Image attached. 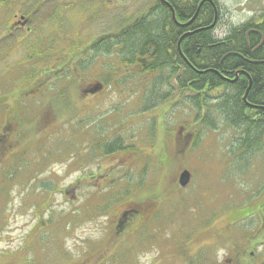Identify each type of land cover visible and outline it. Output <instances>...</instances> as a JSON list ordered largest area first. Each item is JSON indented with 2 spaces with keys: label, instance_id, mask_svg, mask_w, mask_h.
<instances>
[{
  "label": "rangeland",
  "instance_id": "374dc122",
  "mask_svg": "<svg viewBox=\"0 0 264 264\" xmlns=\"http://www.w3.org/2000/svg\"><path fill=\"white\" fill-rule=\"evenodd\" d=\"M217 1L227 28L264 13V0ZM153 4L155 0H16L0 8V36L13 33L0 41V127L18 97L25 100L17 110L23 120L30 117L38 125L47 116L55 117L44 110L52 108L46 105L55 94L53 87L63 83L70 85L72 107L76 99L79 110L71 129L64 112L49 129L39 126L36 133L32 124L22 126L15 119L19 140L21 132L27 136L10 156L8 166L15 176L8 174L11 180H4L3 190L7 187L13 197L0 208V217L5 214L0 221V264H100L113 247L110 223L126 206L148 210L145 222L152 224L143 229L150 241L136 254L138 264H226L235 248L255 252L264 264V237L248 241L264 218L257 214L238 221L264 202V152L241 162L230 157L236 130L223 123L217 131L204 128L193 121L191 104L174 106V99L153 104L155 98L136 86L151 83L152 75L135 74L132 81L128 77L121 83L134 69L115 51L90 47L94 39L119 32ZM12 12L16 18L9 17ZM15 19L25 27L9 32ZM72 55L79 60L78 71L70 66L67 79L53 84L58 74L52 76L50 69ZM104 78L111 80L105 83ZM40 84L43 92H35ZM86 88L93 92L86 93ZM27 104L30 108L25 109ZM150 124L157 127L156 134ZM179 130L182 139L193 132L182 153L174 142ZM121 137L135 150L100 154L98 141L112 144ZM191 138H196L192 145ZM184 169L193 180L176 190L175 179ZM83 174L88 178L83 180ZM65 188L73 189L66 194ZM0 199L5 200L1 194ZM35 213L54 222L51 230L30 231L38 222ZM183 247L187 260L180 257ZM239 259L234 263L251 264L248 258Z\"/></svg>",
  "mask_w": 264,
  "mask_h": 264
},
{
  "label": "trees",
  "instance_id": "16d2710c",
  "mask_svg": "<svg viewBox=\"0 0 264 264\" xmlns=\"http://www.w3.org/2000/svg\"><path fill=\"white\" fill-rule=\"evenodd\" d=\"M15 1L0 0V8L4 5L9 7L11 5L13 6V2ZM165 1L167 3L161 0H155V4L151 5L146 13L136 17L119 32L94 39L90 46L91 49H97V52L105 51L104 53L109 54L115 51L124 65H129L134 69L133 75H125L123 76L125 79H122L123 77L119 79L121 83L129 80V78L132 81L135 74L141 75L148 73L152 75L153 79L150 80L151 83L146 82L143 85L136 84V86L137 88L142 87V91L143 89L145 90L146 97L147 95H151L155 98L152 100L154 102L153 104L162 103L171 99L177 100V102H174V106L178 104L180 106L191 104L190 109L192 112H195L193 113V121L204 128L207 127L217 130L219 123H223L226 128L236 130L238 136L235 138V144H232L230 147V157L241 162L242 160L254 158L257 153L262 154L264 152V45L252 52V49L247 47L245 32L250 27H256L264 34V24L254 26V20H251L242 25L231 26L228 32L229 37L223 41L211 36L209 31H202L191 36L183 37L184 33L190 28L194 29L201 24H210L213 21V6L209 2H205L199 9L200 0ZM172 9L175 11L176 20L173 19ZM14 16L15 14L12 12L9 17ZM261 16H264V13ZM26 17L30 19V15ZM188 22L190 24L186 26L185 24ZM11 35V33H8L3 39L9 38ZM251 41V47L253 48L256 45L255 43L260 42L259 35H252ZM226 54L228 55L224 58L223 56ZM75 56L77 55H72L70 58L63 57L64 59L66 58V61L60 58L59 65L56 68L50 69L51 75L53 74L52 76L58 74V80L52 81L53 84L56 83L59 86L62 81L61 79H64V76L68 72L72 73L69 68L70 66L74 65L75 70L78 71L79 60ZM245 57L257 60L258 63L246 61ZM84 67L85 65L82 62L80 68L83 69ZM239 68H242L249 75L242 74L239 80L233 85L223 81L220 75L218 76L217 74V71L222 70L229 72L233 77L235 76V70ZM249 76L253 82L249 92L246 93L249 87ZM110 80L104 78L103 82L108 83ZM222 84H225L227 87L225 91L216 99H210L207 95L208 91H212ZM48 86H51V83ZM134 87V84H132V93ZM70 89L71 87L67 83H63L57 89L53 87L55 94L49 99V103L46 105V107L50 105L52 108L51 110H48V108L45 109L44 113L49 112L55 117L46 115L49 117L46 122L43 121L37 125L33 118L29 117L26 120L20 118V114L22 113L18 114L17 110L21 103L25 101H21L20 97L14 100V108L9 109V118L11 120L14 118L19 119L22 126L32 124V131L36 133V129H39V126L44 128L47 125V128H50L53 125V121L57 120V115L60 112H64L67 116L65 122L66 120L68 121L69 127L72 125L70 127L71 129L73 126L75 127L73 121L78 117L79 110L75 105L76 99L73 102L74 107H72ZM89 90L90 88H86L85 92L87 93ZM57 105H59L58 109L55 107ZM251 105L259 108L255 117H251L247 110L248 106L251 107ZM28 108L30 106L27 104L25 109ZM74 109H76V114L71 115ZM143 110H149V108L145 107ZM152 120L155 122L156 118ZM150 127L156 134L157 127L153 124H150ZM59 128H62V125ZM200 130L196 131V137L200 135ZM72 131L75 132L76 128L72 129ZM58 132H52L46 138H52ZM61 132H65L67 136L66 129L62 128ZM25 133L26 131L21 132L23 137L20 140H25L24 137L27 136ZM190 134H193V132ZM180 135L179 130L177 137H174V142H176V151L182 153L186 150L188 141L187 137L186 139H182ZM122 139V137L116 139L112 144L106 142L105 139L98 141L100 154L101 151L103 154L108 155L118 151L135 150L131 146L123 143L124 140ZM74 159H77V157ZM164 161H167V159L164 158ZM72 189L65 188V191L69 194ZM72 195L73 193H70L69 196L71 197ZM257 214L261 215L262 219L264 218V202L259 205L258 210L248 214H241L242 216L238 221H243L251 215ZM49 223L53 224L54 222ZM236 223L238 222L236 221L232 225L234 226ZM148 225L151 226L152 224L149 222L146 224L144 222L136 230L130 232L126 238L122 239L114 251H112L114 253L111 254L112 256L108 264H126L127 259L129 260L127 264L129 262H131L130 264H138L136 254L141 248L143 249V244L147 246L150 241L148 231L143 234V229ZM255 233V238L264 237V222L261 224L260 230L255 231ZM145 235L147 236L145 237ZM182 250L183 252L180 253V257L183 258L186 256L187 251H184V247ZM129 257L131 258L129 259ZM190 257L192 256L190 255ZM187 258L186 256V260Z\"/></svg>",
  "mask_w": 264,
  "mask_h": 264
},
{
  "label": "flooded vegetation",
  "instance_id": "af4514ba",
  "mask_svg": "<svg viewBox=\"0 0 264 264\" xmlns=\"http://www.w3.org/2000/svg\"><path fill=\"white\" fill-rule=\"evenodd\" d=\"M161 1L166 2L165 0H161ZM205 2H209L213 6V9H214L213 21L210 24H201L194 29L190 28L189 30H187L184 33L183 37L191 36L193 34H196V33L202 32V31H209L211 36H214L217 39L223 41L227 37H229L228 32H229V29L231 27H228V28L226 27V24H225L226 19L223 16L222 8L219 6L217 0H212V1L211 0H200V4H199L198 8L200 9L201 6ZM14 17L16 18L17 14H15ZM251 20H253V18L249 19L246 22H250ZM15 21H16V19L14 20V23H15ZM14 23L12 25V28H10L9 32L15 31L18 28L21 29V28L25 27V25L23 27L22 22L21 21L19 22V20L17 23H15V24ZM242 24H244V23H242ZM261 24H264V16H261V17L259 16V18L257 20H254V23H253L254 26H258ZM211 25H212V27H210L208 29H204L205 27H209ZM11 34H13V33H11ZM252 35H259V38H260V42L255 43L256 45L253 48L251 47L252 46V41H251ZM3 37H4V34L0 36V41L3 40ZM245 41H246L247 47L249 49H252V52H254L264 45V34L260 30H258L256 27H250V29L246 30V32H245ZM227 55L228 54L224 55L223 57L225 58V56H227ZM251 61L253 63H258L257 60L251 59ZM239 70L244 74V71L242 70V68H239ZM222 72H223L222 74L227 77V79H224L225 82H227L228 84H232V85L237 82V80L234 81L233 77L231 76L232 74H230L229 72H224V71H222ZM252 82H253L252 78L249 77V85L250 86L252 85ZM102 85H104V84H100L98 87H101ZM42 86H44V85L40 84L37 87L38 88L37 91H35V92H43L42 88L39 89V87H42ZM225 88H227L225 84L219 85L216 88H214L212 91H208L207 95L210 99H216L225 91ZM90 91H91L90 93L93 92V90H90ZM258 109L259 108H256L255 106L251 105V107L248 106L247 110H248L249 115L251 117H255L258 113L257 111H259ZM8 117H10V116H8ZM9 119L5 117V121L4 122H3V120L1 121V127H0V194L3 195V197L5 198V200H2V201L0 199V206H1L0 208L3 210H4L3 207L5 205L4 203L5 202L11 203L12 202L11 198L13 197L11 190L10 191L7 190V187L5 190H3V188H4L3 186H5V184H7L4 180H6V178H7L10 181L11 179L9 178L8 174H10V176H15V174H16V171L15 172L13 171V174L11 175L12 169L9 168L8 163L10 161V156H13L14 152H18L19 151L18 146H20V140H19L20 132L15 131V129H18V126H16V123H15L16 118H14L12 120H11V118H9ZM221 125L222 124L219 123L217 130L221 129ZM6 129H8V130H6ZM217 130H215V131H217ZM180 134H181V130H180ZM190 137H192L191 134H189L187 136L188 142H189ZM194 140H195V138H193V139L191 138L190 145H192ZM115 141H113V142H115ZM2 144H3V146H2L3 148L1 147ZM119 152H123V151H118L117 153H119ZM91 156L94 157L95 155L91 154ZM5 168L6 169L9 168V169L7 170L6 174H2V173H5V171H4ZM180 174L181 173H179V175L175 179L176 180L175 185L179 188L176 190H182L184 188H187L193 180V176H192L190 183L186 186H182L180 183ZM104 176H105V178L107 177V179H108L109 174H104ZM82 178H83V180L85 179L84 174H83ZM90 178L94 179V178H96V176L91 174ZM104 185H106V184L104 183ZM66 192L67 191L64 190V193H66ZM47 209H48V206L44 209V211H42V213H45L47 211ZM141 209H140V206L138 207V209L135 207L126 206L121 211L116 212L117 214L114 215V217H113L114 219H113V221H111L112 223H110L112 225V229H111V232H112L111 243H112V245L111 246H113V247L109 250L110 254H108L107 258H105V259H104V257L100 258L99 263H101L107 259L109 260L110 257L112 256L111 252L114 251L115 247L119 244V242H121L125 236H128L130 232H133L134 230H136L139 226H141L146 221L148 210H145V208H141ZM4 218H5V214L0 217V221H1V219H4ZM34 218H37L38 222H36L34 225L31 226L30 231H33L34 233H38L39 231L46 233L49 230H51L52 226L45 219V217L43 218L42 215L38 216L35 213ZM158 221H159V218H158ZM2 222H5V221L2 220ZM39 224L43 225V226H39ZM2 225H3V223H2ZM131 225H132V227H131ZM37 226H39L40 229H38ZM49 226H51L50 229H49ZM259 230H260V227L256 231H259ZM255 235H256V233L253 234L251 236V239H249L248 241H251L253 238H255ZM39 241H44V239L39 238ZM258 243H260V242H258ZM250 249H253V246ZM234 250H235V252H234ZM233 252L234 253L232 254V257L226 262V264H235L234 262L237 259H239L240 257H242L243 259L248 258L247 262H251V264H259L258 259H256V257H255V252H253V251L248 252L246 249L243 250V249H239V248L236 249L235 248V249H233Z\"/></svg>",
  "mask_w": 264,
  "mask_h": 264
},
{
  "label": "bare ground",
  "instance_id": "6f19581e",
  "mask_svg": "<svg viewBox=\"0 0 264 264\" xmlns=\"http://www.w3.org/2000/svg\"><path fill=\"white\" fill-rule=\"evenodd\" d=\"M211 1H212V0H211ZM172 13H173V14H172V15H173V19L176 20L177 18H176V15H175V11H174V9H172ZM210 27H212V25L209 26V27H205L204 29H208V28H210ZM245 59H246V61H251V59L248 58V57H245ZM242 70H243V69H242ZM222 73H223L222 70L217 71L218 76L220 75V77H221V78L223 79V81H224V79H227V77H226L225 75H223ZM242 74H243V73H242L239 69L235 70V72H234V75H235V76H233L234 81H236V80L238 81ZM244 75H249V74L245 71V72H244ZM249 77H250V76H249ZM250 87H251V86L249 85L248 89L246 90V93L249 92Z\"/></svg>",
  "mask_w": 264,
  "mask_h": 264
},
{
  "label": "water",
  "instance_id": "95a60500",
  "mask_svg": "<svg viewBox=\"0 0 264 264\" xmlns=\"http://www.w3.org/2000/svg\"><path fill=\"white\" fill-rule=\"evenodd\" d=\"M22 19H24V17L22 18ZM194 19V18H193ZM192 19V20H193ZM191 20V21H192ZM191 21H189V22H191ZM186 23L185 25L187 26V25H189L190 23ZM191 176H192V174H191V172L189 171V170H187V169H185L181 174H180V183H181V185L182 186H186V185H188L189 184V182H190V180H191Z\"/></svg>",
  "mask_w": 264,
  "mask_h": 264
}]
</instances>
